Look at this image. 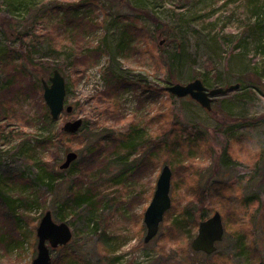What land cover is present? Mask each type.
<instances>
[{"label":"rangeland","instance_id":"1","mask_svg":"<svg viewBox=\"0 0 264 264\" xmlns=\"http://www.w3.org/2000/svg\"><path fill=\"white\" fill-rule=\"evenodd\" d=\"M54 69L73 112L46 123L41 81ZM114 78L129 84L99 96ZM194 79L239 88L211 111L166 91ZM75 119L86 127L64 133ZM164 165L171 207L144 243ZM49 173L62 174L51 188ZM79 188L96 213L70 207ZM46 211L72 234L51 264H264V0H0V264H31ZM215 212L224 238L196 253Z\"/></svg>","mask_w":264,"mask_h":264},{"label":"water","instance_id":"2","mask_svg":"<svg viewBox=\"0 0 264 264\" xmlns=\"http://www.w3.org/2000/svg\"><path fill=\"white\" fill-rule=\"evenodd\" d=\"M161 44L162 42L159 43V45ZM42 88V98L52 120L58 119L63 112L67 114L73 112V107L65 104V79L58 70H53L47 81L42 80ZM238 88L239 85L236 84L227 88L208 90L200 79H194L185 85L180 83L170 84L166 87V91L177 98L189 97L201 108L210 111L211 105L217 97L235 91ZM81 126L82 120L75 119L65 122L61 130L67 134H75L80 130ZM76 159V153H67L59 169L67 170ZM171 175L170 167L164 165L156 180L151 200L143 214V223L146 228L144 243L149 242L156 236L165 213L171 207ZM223 235L224 226L221 215L215 212L209 218L199 222L197 234L191 241V248L196 253L213 254L217 250V244L222 241ZM36 237L37 253L31 264H51L50 250L67 245L71 240L72 234L65 223L54 222L51 212L46 211L36 228Z\"/></svg>","mask_w":264,"mask_h":264},{"label":"trees","instance_id":"3","mask_svg":"<svg viewBox=\"0 0 264 264\" xmlns=\"http://www.w3.org/2000/svg\"><path fill=\"white\" fill-rule=\"evenodd\" d=\"M125 37H124V39H123V44H122V48H124L125 49V45L126 44H124L125 43ZM129 45V44H128ZM174 60L177 62V61H179V59L181 58V53L179 52V50H178V48H176L175 49V51H174ZM74 59H76V58H74ZM84 62V61H83ZM80 64H82V65H84L83 63H80ZM81 66V65H80ZM115 79V78H114ZM42 82V81H41ZM42 84V83H41ZM119 84H121V85H124V84H129V83H126L125 82V80H123V79H115V81L113 82H111L110 81V86H109V88L107 89V91L105 92H102L99 96H106V93H109V94H112L113 92H114V88H116ZM168 84H170L169 82H168ZM67 86H66V92H67ZM98 96V97H99ZM212 108V107H211ZM211 111V110H210ZM50 119L51 118H49V112H48V109H47V107L45 106V115H44V122H46V123H50ZM169 125H170V122H168L167 124L166 123H164L163 122V124H162V126H160V125H158V127H157V129L158 130H163L164 129V127H169ZM86 127V125L85 124H83L82 125V127H81V129H83V128H85ZM132 131H130L129 132V134L128 135H126L125 136V138L126 139H128L130 136H131V133ZM130 135V136H129ZM109 139H115V137L113 138V137H109ZM131 139V138H130ZM132 139H135L134 137L132 138ZM128 141V140H127ZM130 143H129V148H133V149H137V148H139V151L140 152H143V151H145V150H147L149 147H151L152 146V143L150 142V144H149V141L147 140V142H148V144H149V146H148V144L147 145H145L144 143H142V144H139L138 146L136 145H133V144H131V141H129ZM93 155H97L96 153H98V149H95L94 151H90ZM132 168H134L135 169V167H136V165H134V166H131ZM137 168V167H136ZM68 169H70V168H68ZM134 169H132L131 170V168H130V170L131 171H133ZM62 176V174L61 173H57V175L56 176H54L52 173H49L48 174V176H47V179L46 180H48V182H49V187L51 188V187H53V184H54V182H55V180L57 179V177H61ZM72 196H74V199L75 200H72V203L74 204H71L70 205V207H73V206H77V205H81V204H86L87 205V207H88V210L91 212V213H96V208L94 207L95 206V204L97 205V203H95V202H93V198H94V196L91 194H89L88 193V191L86 192H84V190H81L80 188H79V190H76V189H74V192H73V194H72ZM91 199H92V201H91ZM65 205V204H64ZM69 207V210H72L73 208H70ZM67 208V205H65V209ZM223 238H224V235H223Z\"/></svg>","mask_w":264,"mask_h":264}]
</instances>
